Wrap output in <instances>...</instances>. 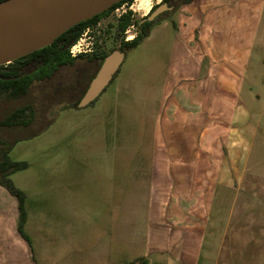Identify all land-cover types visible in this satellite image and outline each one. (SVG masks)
I'll use <instances>...</instances> for the list:
<instances>
[{
  "label": "crops",
  "instance_id": "0c3cea01",
  "mask_svg": "<svg viewBox=\"0 0 264 264\" xmlns=\"http://www.w3.org/2000/svg\"><path fill=\"white\" fill-rule=\"evenodd\" d=\"M182 9L149 184L113 191L76 264H264V0ZM27 214L30 242L0 186V264H37Z\"/></svg>",
  "mask_w": 264,
  "mask_h": 264
},
{
  "label": "rangeland",
  "instance_id": "374dc122",
  "mask_svg": "<svg viewBox=\"0 0 264 264\" xmlns=\"http://www.w3.org/2000/svg\"><path fill=\"white\" fill-rule=\"evenodd\" d=\"M163 1L124 5L90 28L80 43L98 46L106 54L118 50L120 39L111 25L129 10L139 22ZM180 15L186 19L188 11L180 8L165 15L154 29L164 23L166 28L126 53L119 74L97 101L60 113L61 106L53 108L59 113L54 123L37 137L17 143L10 153L13 161L29 164L11 179L27 197L26 231L37 264H76L83 253L89 254L83 241L91 237L93 218H103L107 203L120 198L113 197V191L149 184L161 139L165 78L175 49L173 24ZM135 31L131 27L125 33L126 41L136 37Z\"/></svg>",
  "mask_w": 264,
  "mask_h": 264
},
{
  "label": "trees",
  "instance_id": "16d2710c",
  "mask_svg": "<svg viewBox=\"0 0 264 264\" xmlns=\"http://www.w3.org/2000/svg\"><path fill=\"white\" fill-rule=\"evenodd\" d=\"M4 1L6 0H0V3ZM134 1L122 0L108 11L71 28L50 46L11 64L0 66V186L18 201V231L27 242H30L25 233L28 219L27 197L15 186L11 176L28 169L29 164L13 161L10 153L17 143L35 138L46 131L60 112L78 108V104L87 92L90 81L95 77L105 56L94 61L98 65L95 69V64L92 62L77 63V60L69 53L70 48L78 42L88 28L96 27L113 11L124 5H131ZM192 1L164 0L163 2L167 3L172 10L162 14L153 22H142L143 19L136 22L133 19V12L126 11L118 18L116 25H111L115 29V37L120 39L121 46L118 50L126 54L137 49L150 36L154 27L160 24L165 15L179 10ZM131 27L135 28L137 35L131 41H126L124 35ZM65 64L73 66L70 74H64L61 71ZM118 74L119 71L113 80ZM66 94L69 95L68 98L65 97ZM57 106H61L59 113H53V108Z\"/></svg>",
  "mask_w": 264,
  "mask_h": 264
},
{
  "label": "water",
  "instance_id": "95a60500",
  "mask_svg": "<svg viewBox=\"0 0 264 264\" xmlns=\"http://www.w3.org/2000/svg\"><path fill=\"white\" fill-rule=\"evenodd\" d=\"M122 0H6L0 3V18L14 13L39 20L36 29L19 44L0 52V66H5L50 46L71 28L100 15ZM171 11L167 3L158 5L142 22H153ZM126 54L113 51L103 62L87 92L78 104L85 108L95 102L113 81L125 61Z\"/></svg>",
  "mask_w": 264,
  "mask_h": 264
},
{
  "label": "bare ground",
  "instance_id": "6f19581e",
  "mask_svg": "<svg viewBox=\"0 0 264 264\" xmlns=\"http://www.w3.org/2000/svg\"><path fill=\"white\" fill-rule=\"evenodd\" d=\"M39 20L32 16L14 13L0 18V52L19 44L34 31Z\"/></svg>",
  "mask_w": 264,
  "mask_h": 264
},
{
  "label": "flooded vegetation",
  "instance_id": "af4514ba",
  "mask_svg": "<svg viewBox=\"0 0 264 264\" xmlns=\"http://www.w3.org/2000/svg\"><path fill=\"white\" fill-rule=\"evenodd\" d=\"M169 6V5H168ZM170 7V6H169ZM171 8V7H170ZM172 10V8H171ZM90 30V28H88ZM72 48V47H71ZM71 48L69 50V53L71 55ZM77 52V56L76 57H73L71 55L72 58L76 59L77 60V63L79 62H83V61H89V62H92L95 64V69L98 68V65L97 63H95L94 61L97 60L98 58H100L101 56H105V59L111 54H106L104 51H102L98 46L94 47L93 45L90 46H86V47H83V48H78L76 50ZM115 51V50H114ZM104 59V60H105ZM104 62V61H103ZM103 64V63H102ZM102 66V65H101ZM101 68V67H100ZM100 68L98 69L97 73L95 74V77L96 75L98 74ZM61 71L64 73V74H70L72 71H73V66H70V65H63L62 68H61ZM93 77L90 81V84L92 82V80L95 78ZM90 86V85H89ZM66 98L69 97V95H65ZM63 106V105H62Z\"/></svg>",
  "mask_w": 264,
  "mask_h": 264
},
{
  "label": "built area",
  "instance_id": "2783aa9c",
  "mask_svg": "<svg viewBox=\"0 0 264 264\" xmlns=\"http://www.w3.org/2000/svg\"><path fill=\"white\" fill-rule=\"evenodd\" d=\"M90 32V30L89 29H87L82 35H81V37H80V39L78 40V42L76 43V44H74L73 46H72V48H71V55L73 56V57H76L77 55V49L78 48H83L84 46L80 43L81 41H82V38L83 37H85V36H87L88 35V33Z\"/></svg>",
  "mask_w": 264,
  "mask_h": 264
}]
</instances>
